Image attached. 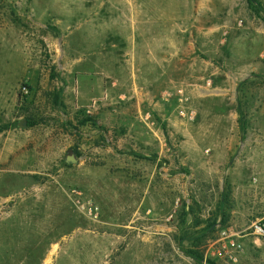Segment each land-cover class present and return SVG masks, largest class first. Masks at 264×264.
I'll list each match as a JSON object with an SVG mask.
<instances>
[{
	"label": "rangeland",
	"instance_id": "1",
	"mask_svg": "<svg viewBox=\"0 0 264 264\" xmlns=\"http://www.w3.org/2000/svg\"><path fill=\"white\" fill-rule=\"evenodd\" d=\"M255 16L247 0H0V264H198L173 251L175 238L137 255L141 245L130 224L137 194L130 184L137 177L106 176L149 166L137 154L154 149L146 144L151 131L135 107L146 109L148 99L162 103L166 93L167 103L177 105L178 89L195 111L192 89L202 87L211 98L201 102L202 118L182 129L158 125L156 150L173 151L170 143L186 138L181 166L188 175L171 177L172 186L187 180L197 219L212 217L211 204L225 190L228 210L226 217L218 214L213 239L221 229L244 232L251 222L264 221V175L245 176L242 163L235 175L203 176L195 142L212 129L211 106L239 102L232 94L238 83L232 39L245 33L254 40ZM260 23L261 17L252 26ZM105 105L120 109L108 124ZM23 118L26 126H18ZM225 120L231 121L228 114ZM226 121L220 122L222 137ZM198 122L210 128L202 130ZM242 125L232 133L235 151H260L259 130ZM70 154L75 163L65 160ZM72 189L98 206L97 220L75 204ZM171 194L168 222L179 220L183 231L184 221L193 218L184 216L185 202L175 208L179 192ZM238 240L236 262L213 257L211 250L203 255L219 264H264V238Z\"/></svg>",
	"mask_w": 264,
	"mask_h": 264
},
{
	"label": "crops",
	"instance_id": "2",
	"mask_svg": "<svg viewBox=\"0 0 264 264\" xmlns=\"http://www.w3.org/2000/svg\"><path fill=\"white\" fill-rule=\"evenodd\" d=\"M257 19L260 20V17L255 16L250 20V28L252 29L251 31H253L251 37H253L254 40L248 39V41L245 33H240L238 35L235 34L236 37L232 39L233 42L231 49L233 50L232 56L235 63V67L232 70L234 75L233 79H235V81L238 80V83H235V86L237 84V87L232 89V94L235 98L239 99V102H237L236 105L228 103L227 108H215L214 106H211L209 108V113L211 114V120H209V123L211 124L212 129L206 131L207 135L204 131L203 137H197L195 139L198 148L196 157L197 160L200 161L199 170L203 176L215 177L218 174L226 176L231 174L235 175V173H239L240 171L238 166L235 167V165L242 163L246 166V168L241 171L244 172L245 176L248 177L252 174L264 175V24L260 23L256 28L253 27V21H257ZM261 21L264 22L262 18ZM237 30L238 29H235L234 32L237 33ZM189 95L192 97V100H195L196 102V105L193 106L196 109V117L199 118V114L201 115L204 109L201 102L211 98L209 97L211 96V93L202 87H197L192 89ZM217 95L224 96L226 95V92H219ZM148 100L149 107L141 109L136 106L135 112H137L140 122L144 123V125L151 131V133L148 134L146 144L154 149L151 152L145 151L137 154L139 156L138 159L147 160L149 166L126 169L129 170V172L106 176L129 175L137 177L132 179L130 184L132 191L137 192V194L132 197L133 204L131 205L133 206L135 204V210L133 212L134 218H132L130 223L132 224L131 232L136 233L135 237L132 236L133 240H135L138 245L139 243L141 245L140 249L138 247L137 249H134V252L137 255L143 254L145 250L151 253L154 248L161 250L163 247V241L167 240V242L171 244V241L174 238L176 239V247L171 244L173 251L176 253L183 252L187 255L184 250L189 245V241L186 238L181 239L182 223H180L179 220L176 222L175 218H173V222H168V220L173 217V215L169 214V205L173 199L171 194L173 189L174 192H179V196L175 195L176 197L174 198V203L176 204L175 208L183 201L185 202V208L188 209V200L191 201V199L188 198L187 180H184L183 184L180 182L175 186H172L171 183V177L181 178L185 174L188 175L187 168L181 166V164L185 163L184 161L187 158L182 150L183 145L186 144V138L180 137L177 141L170 143V145H172L171 147H174L173 151H170V146H167L166 142L164 145L168 148L162 147L161 150H156V138L160 139V135L162 134L159 132L160 128H158V125L161 124V122L167 129L172 128V125H176L179 129H182L183 126H186L185 122L188 121L178 115L179 104L172 105L167 103L168 100L166 99L163 100L162 103H158L155 99H153L154 102H152V99L151 101L150 99ZM113 112L118 113L120 112V109H115V107H110L108 105H105L101 109L105 123L108 124V121L111 118V113ZM122 112H124V110ZM226 114L231 118V121L228 120L231 124H228V121L225 120ZM147 115L149 118L144 121L143 119ZM200 117L202 118V115ZM239 119L243 122L242 126L246 127L251 125L254 129L259 130L258 141L260 151H245L243 153L235 151V141L232 140V133L239 128ZM197 120L198 119H196V123ZM221 120L227 122L225 128L228 127V132L225 137L220 136L219 127H221ZM106 125H104V131L105 134H108L109 130ZM198 125L201 124L198 122ZM201 127L202 130H204V128H210L209 125L204 124H202ZM106 139L108 141L107 137L105 140ZM107 145L108 143H106V146ZM161 160L162 163H160ZM172 160L179 161L176 164L177 166H171ZM226 160L231 166L223 168L222 162ZM144 177L147 178L141 179ZM176 180H178V178ZM262 184H264V181ZM211 190H213V187ZM182 191L184 192L183 197L181 194ZM219 200L220 190L215 204H211L213 211L218 205ZM125 206L127 205L123 204L120 209L125 208ZM141 208L143 209V212H140ZM180 208L181 205L178 209ZM213 211L207 216H212L213 218ZM218 219L219 217L216 216L215 225L211 227L208 232L209 235L206 237V250L202 246L203 243L199 247L203 254H206L212 249L209 242L213 240L212 233L214 227L217 226ZM186 221L187 223H191L192 219L187 218ZM205 223L206 219L201 218V223L197 228L204 227ZM121 225L126 226L125 222H122ZM181 241H187V243ZM143 247L146 249H143ZM164 253H167V251Z\"/></svg>",
	"mask_w": 264,
	"mask_h": 264
},
{
	"label": "built area",
	"instance_id": "3",
	"mask_svg": "<svg viewBox=\"0 0 264 264\" xmlns=\"http://www.w3.org/2000/svg\"><path fill=\"white\" fill-rule=\"evenodd\" d=\"M177 96L179 101L178 115L187 121H192L195 119L196 111L186 105L188 96L183 91V89L177 90ZM170 96L166 93L165 99ZM148 115L143 119L148 120ZM71 197L76 205L92 220H97L99 218L100 212L96 204L92 203L90 200L82 201L81 193L78 190L72 189ZM253 236L255 238H264V222L262 220H255L251 222L246 231H233L230 228H224L219 231L218 236L209 242L211 246V254L216 258H225L228 261L236 262L238 254L242 250V245L239 242L240 237Z\"/></svg>",
	"mask_w": 264,
	"mask_h": 264
},
{
	"label": "trees",
	"instance_id": "4",
	"mask_svg": "<svg viewBox=\"0 0 264 264\" xmlns=\"http://www.w3.org/2000/svg\"><path fill=\"white\" fill-rule=\"evenodd\" d=\"M247 2L249 6L253 9L255 15L261 17L264 20V15L261 14L262 4L260 0H247ZM2 128L3 127H0V131ZM224 193L225 190L223 191L222 198L219 200V203L215 208V214H213L214 217H208L209 219H206V223L202 228H197L201 223V219H197V217L193 216L194 207L192 205H188V209H186L185 206L182 208L185 217L187 215H191V218H193L191 223H187L186 220L184 221V225H186V227L182 231L181 239L186 238L189 241V245L187 246V248H185L184 251L188 256L192 257L193 260H195V262L198 264H202L203 262L204 264H219L213 258H205L203 252L200 250L199 247L201 246L203 241L206 240V237H208V232L211 227L215 225L216 216H218L219 213H222L226 217V205L228 201Z\"/></svg>",
	"mask_w": 264,
	"mask_h": 264
},
{
	"label": "water",
	"instance_id": "5",
	"mask_svg": "<svg viewBox=\"0 0 264 264\" xmlns=\"http://www.w3.org/2000/svg\"><path fill=\"white\" fill-rule=\"evenodd\" d=\"M24 122H25V118L21 119V121H19V122L17 123V125H18V126L25 127L26 125H25ZM65 160H66L67 162H70V163H75V162L77 161V159L75 158V156H74L73 154L67 155V156L65 157Z\"/></svg>",
	"mask_w": 264,
	"mask_h": 264
}]
</instances>
